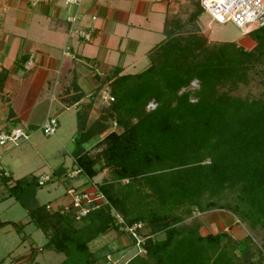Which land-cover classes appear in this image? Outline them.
<instances>
[{
	"label": "trees",
	"instance_id": "obj_1",
	"mask_svg": "<svg viewBox=\"0 0 264 264\" xmlns=\"http://www.w3.org/2000/svg\"><path fill=\"white\" fill-rule=\"evenodd\" d=\"M180 29H164V39L147 53L148 65L141 72L120 75L114 68L92 76L94 92L105 86L112 99L101 112L116 130L103 135L95 160L88 157L81 147L88 137V104L76 115L80 133L72 155L74 167L87 179L110 171L113 182L96 188L107 206L91 211L76 226L72 211L48 212L37 204L35 193L41 186L35 176L11 181L0 175L3 199L24 210L27 223L46 239L44 248L63 257L59 264L95 262L88 244L115 232L110 208L127 224L141 221L149 227L144 254L126 264H239L226 256L224 246L230 240L224 232L201 236L197 223L180 224L177 210L188 215L229 209L264 228V90L250 101L218 92L225 84L234 88L246 83L253 68L264 77V25L245 36L253 43L248 50L234 43L208 46L195 34L182 36ZM192 82L197 89L190 91ZM149 103L154 107L146 110ZM102 129L96 126L93 134ZM122 181L127 182L114 191L111 183ZM131 189L133 215L127 217ZM225 191L234 193L237 203L222 202ZM7 225L0 221V229ZM11 228L20 231L13 223ZM157 234L163 238L152 240Z\"/></svg>",
	"mask_w": 264,
	"mask_h": 264
},
{
	"label": "crops",
	"instance_id": "obj_2",
	"mask_svg": "<svg viewBox=\"0 0 264 264\" xmlns=\"http://www.w3.org/2000/svg\"><path fill=\"white\" fill-rule=\"evenodd\" d=\"M33 1H0L1 16L12 11L0 29V130L21 126L27 136L46 118L62 113L71 116L70 124L75 129L76 115L90 104L88 126L98 115L94 102L100 104V93H104L103 88L95 93L93 74L88 70L95 68L94 71L106 72L117 68L120 75H131L127 70H133L139 64L138 53L143 52L147 58V53L164 39L168 9L170 15L172 10L175 11V7H169L173 0H82L76 11L75 27L91 31V38L89 42L81 43L74 36H66L69 27L66 18L74 12L72 8L55 2L32 4ZM64 48L67 55H62ZM28 55L33 56V66L25 71L23 62ZM77 95L80 99L72 102ZM70 160L71 170L76 169L73 155ZM0 169L11 176L2 164ZM101 172L97 173L99 177ZM62 176L67 178L65 173ZM95 177H84L75 189L91 190ZM216 211L218 213L212 216L196 212L200 235H204L201 232L204 229L206 235L210 234L204 227L210 217L215 221L210 227V235L237 228L235 217L223 210Z\"/></svg>",
	"mask_w": 264,
	"mask_h": 264
},
{
	"label": "rangeland",
	"instance_id": "obj_3",
	"mask_svg": "<svg viewBox=\"0 0 264 264\" xmlns=\"http://www.w3.org/2000/svg\"><path fill=\"white\" fill-rule=\"evenodd\" d=\"M0 1L2 2V0ZM53 2L60 6L63 5L61 1ZM171 3H173V5L169 7H175V11L172 10L173 13L170 15V9H168V16L164 21L165 30L175 31L177 27H180L179 34L182 36L195 34L196 36L203 38L208 46L217 43H234L246 50L252 48L253 43L246 37H240L238 30L231 23L209 27V18L200 11L198 0H173ZM67 9L71 8L67 7ZM199 11L201 12L200 15L194 18V15ZM11 15L12 11L6 12L5 16L0 15V29H2L1 24L3 23V20H6V18ZM142 53L143 52L140 51L138 53L139 56H137L138 59H140L138 61L139 64H137L133 70H127L128 73H138L141 71L142 67L147 66V58ZM94 69L95 68H91L88 70V73H92L93 75L96 74ZM257 71V68L250 69L247 74L246 83L238 84L234 88L225 84L221 88H218V92L225 93L230 97L246 99L248 101L257 100L264 90V77L258 75ZM94 85L96 86L97 84L95 83ZM103 89L104 92L108 94L105 86ZM188 89L190 91L196 90V82H192ZM94 103L97 104L96 114L98 115L88 125V132L83 131L85 133L84 135L88 134V137L85 142L81 144V147L84 148L82 151L93 160L97 158L103 148V145L100 143L103 135L116 130L113 122L106 118L107 113L101 112L103 107H106L107 105L105 106L101 101L100 104L96 101ZM153 107L154 105L149 103L146 106V110H150ZM102 116L106 118L105 122L101 121ZM51 117L55 118L57 121L54 135L49 137L43 136L40 129L41 126L35 128L34 133L27 132L29 133V138L28 140L26 139L27 141L24 140L20 142L16 147L10 145L0 147V155L4 156L0 157L2 159L0 160V164L11 173V181L17 180L29 173L37 178L40 176L47 178L48 182L37 189L35 199L38 205H48L53 211L57 210L58 207L61 208L69 205L70 197L66 194L67 190L69 188H76L75 186L83 182L85 178L81 173L79 176L77 175L78 177L75 176L76 178L74 177L71 179L62 176L64 173L67 176L71 171L70 155H72L73 151L77 148L75 146L76 142H73V140L78 139L80 132L77 133V127L75 130L70 124L71 116L67 117L66 114L62 113L60 116ZM75 126H77V123ZM96 126L103 128L101 131L102 133L93 134ZM17 128L22 127L18 126ZM22 130L26 135L25 129L22 128ZM84 135L80 136V138H84ZM79 141H81V139H79L77 143ZM2 151L4 152L2 153ZM98 175L99 174L93 179L94 183H92V186L95 188L106 182H113V177L107 169H105L104 172H101L100 177ZM126 182L127 181L111 183L114 188L113 190L117 191L118 186L125 185ZM131 190L133 194L129 195L130 200L127 201L129 209L127 217L133 215L131 209L132 203L135 199V193L133 189ZM4 193V189L0 187V220L2 222H8L10 225L0 229V264H59L61 260H63V257L44 248L46 239L42 233L35 229L31 223L26 224V214L18 204L14 203L11 199H2V197L4 198L5 196ZM222 199V202H226L229 205L237 203V200L234 198V193L231 191H225ZM223 211H229L228 213L231 214V210L229 209ZM217 213L216 210H210L206 211L204 216H212ZM175 214L179 215L180 219H183V222L180 224L190 226L193 223H197L199 229L200 224L197 221L195 210L188 215L184 214L182 210L175 211ZM231 215L235 217V226L237 228H235L236 230L234 229V231H231L230 228H228V233L222 231L230 240L225 243V246L223 242L221 243L222 246H224L226 256L232 258L233 261L239 264H264V228L259 226L258 223L251 225L248 219L242 220L233 214ZM210 218L208 219V222L205 221L204 227H206L207 232L211 234L210 227L214 219L212 217ZM121 219L125 222L122 217ZM78 222L79 221L74 220L76 226L80 224ZM11 223L18 226L20 231L16 232L15 229L11 228ZM205 231L206 229L201 232L206 235ZM148 232L149 227L146 225L144 233L147 235ZM213 233L217 234L219 232ZM162 235L163 234H157L152 237V240L163 238ZM129 243L127 237L121 236L113 230L107 231L105 234L97 237L88 244V250L95 259L93 264H105L104 258L106 255L111 256V260L114 261V264H126L133 256H142L138 255L136 249ZM240 243L243 244V246L238 248ZM39 249L40 251H38ZM33 251L35 258L30 257V254Z\"/></svg>",
	"mask_w": 264,
	"mask_h": 264
},
{
	"label": "built area",
	"instance_id": "obj_4",
	"mask_svg": "<svg viewBox=\"0 0 264 264\" xmlns=\"http://www.w3.org/2000/svg\"><path fill=\"white\" fill-rule=\"evenodd\" d=\"M53 1H61L63 5L73 8L74 12L66 18L69 27L67 29V37L74 36L81 43H87L91 38V31H82L74 28L78 21V10L82 0H34V3L48 4ZM198 7L202 13L209 18L208 26L222 25L231 23L239 32L240 37L244 38L251 30L259 28L264 25V0H198ZM62 55H67V50H62ZM33 66V56L28 55L23 62V69L28 71ZM96 75L102 76V72L96 71ZM100 101L108 105L112 99L105 92L101 93ZM57 127V121L53 117H48L41 125V132L43 136L49 137L54 135ZM22 128H11L9 130H0V147L10 145L13 147L27 139ZM80 173V170L73 169L68 174L69 179L74 178ZM0 175L4 177L7 174L0 169ZM48 182L45 177H38V186H43ZM66 194L70 197L68 206L61 207L62 211H72L76 221L85 217L88 213L96 210L98 207L107 206L104 197L97 191L95 187L91 190H77L70 188ZM48 212H55L51 210L48 205L44 206ZM111 216L115 226V232L121 236L127 237L129 244L136 249L138 255H143L142 246L144 241L149 238L144 233V223L136 221L131 224L125 223L121 217L110 208ZM105 264H114L110 255L104 258Z\"/></svg>",
	"mask_w": 264,
	"mask_h": 264
}]
</instances>
